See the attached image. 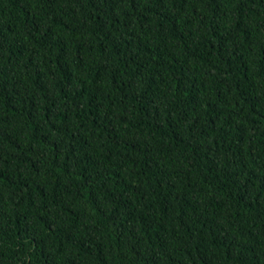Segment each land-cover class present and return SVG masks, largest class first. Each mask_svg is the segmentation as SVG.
<instances>
[{"label":"trees","instance_id":"obj_1","mask_svg":"<svg viewBox=\"0 0 264 264\" xmlns=\"http://www.w3.org/2000/svg\"><path fill=\"white\" fill-rule=\"evenodd\" d=\"M0 264H264V0H0Z\"/></svg>","mask_w":264,"mask_h":264}]
</instances>
